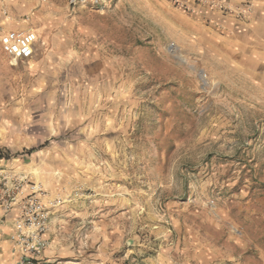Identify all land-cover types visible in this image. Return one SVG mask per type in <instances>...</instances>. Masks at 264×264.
<instances>
[{
	"label": "rangeland",
	"instance_id": "374dc122",
	"mask_svg": "<svg viewBox=\"0 0 264 264\" xmlns=\"http://www.w3.org/2000/svg\"><path fill=\"white\" fill-rule=\"evenodd\" d=\"M6 2L38 42L0 50V159L61 199L49 257L264 264L256 0Z\"/></svg>",
	"mask_w": 264,
	"mask_h": 264
},
{
	"label": "built area",
	"instance_id": "2783aa9c",
	"mask_svg": "<svg viewBox=\"0 0 264 264\" xmlns=\"http://www.w3.org/2000/svg\"><path fill=\"white\" fill-rule=\"evenodd\" d=\"M209 2L227 12H231L227 5L238 3L246 13L248 8L244 5H249L251 0ZM6 3V0H0L2 8ZM0 12V16L6 17L5 10ZM235 12L240 13V10ZM37 42L38 36L34 31L11 29L0 18V49L4 55L31 59ZM61 202V199L51 197L40 185L11 169L8 161L0 159V227L8 225L11 228L8 239L17 251L13 264H62L48 254L52 217Z\"/></svg>",
	"mask_w": 264,
	"mask_h": 264
},
{
	"label": "crops",
	"instance_id": "0c3cea01",
	"mask_svg": "<svg viewBox=\"0 0 264 264\" xmlns=\"http://www.w3.org/2000/svg\"><path fill=\"white\" fill-rule=\"evenodd\" d=\"M256 3V19L249 25V29L251 36L258 37L259 42L264 44V0H256ZM10 232V226L0 227V264H13L17 259V251L8 239Z\"/></svg>",
	"mask_w": 264,
	"mask_h": 264
}]
</instances>
